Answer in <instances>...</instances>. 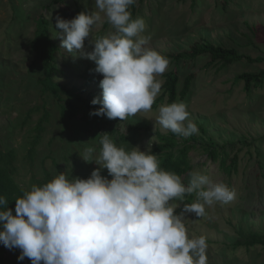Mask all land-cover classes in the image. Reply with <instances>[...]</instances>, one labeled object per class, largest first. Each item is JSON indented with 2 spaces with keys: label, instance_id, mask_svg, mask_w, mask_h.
Segmentation results:
<instances>
[{
  "label": "rangeland",
  "instance_id": "1",
  "mask_svg": "<svg viewBox=\"0 0 264 264\" xmlns=\"http://www.w3.org/2000/svg\"><path fill=\"white\" fill-rule=\"evenodd\" d=\"M53 1L0 0V153L4 155L11 151L16 156L14 179L29 191L33 184L43 183L50 173L54 178L58 171L52 158L62 168L60 172L89 178L99 166L95 162H85L79 152L87 146L86 143L98 150L99 136L103 133H108L118 146H124L126 150L133 147H139L141 151L150 149L159 161L160 153L155 151L159 136L172 133L155 122L158 107L168 101L167 98L160 100L162 89L150 111L137 113L123 121L90 115L76 100L81 109L78 115H87V121L64 119L61 104L53 97L42 95L38 84L41 72L26 49L33 35L32 22L25 26L23 37L18 40L7 32L15 30V25L10 23L15 16L27 21V18H33V14L46 15L47 11L41 5L53 6ZM67 5L64 13L56 9L59 12L48 17L52 21V37L60 45L57 34L61 30L55 27L57 16L71 20L80 12L92 10L94 0H67ZM135 7V18L142 17L146 22L143 34L151 35L150 47L165 57L210 42L215 46L235 48L253 59L264 58V0H136ZM107 24L94 28L93 35L98 37ZM109 31L110 25L104 35ZM9 37L15 40L10 51L4 45ZM90 39L91 36L86 38V50L89 46L94 47L89 45ZM180 66L184 68L181 70V84L191 72L197 74L189 99L183 101L188 106L189 119L199 129L194 134L196 142L193 144L197 145L189 155L193 171L207 174L213 181L224 182L236 192L235 199L228 204L206 206L204 217L186 213L189 237H206L207 264H264V245L251 250L232 249L233 244L242 238L259 236L264 242V86L247 93L244 83L237 81L242 73L264 71V63L243 61L227 67H212L208 57H201ZM173 70L174 62L169 60L167 70L157 77L163 81L162 88L167 74ZM67 76L70 78L65 84L83 90V98L90 101L102 98L101 74L83 67L80 75L68 71ZM43 105L47 106L51 117L35 147L34 158L30 160L29 152L37 135L35 128L44 114ZM28 115H31L30 121L23 123ZM103 118L106 123L101 124ZM112 129L118 134L111 133ZM190 137L181 136L177 141L185 144ZM209 140L217 148L227 147L231 159L238 158L236 169L229 171V162L223 167L220 160L210 159L204 151ZM101 174L108 176L107 169ZM195 200L196 197L193 202ZM176 203V214H180L184 203L189 202ZM13 253L18 259L20 250L15 248ZM21 264H31V260L26 257Z\"/></svg>",
  "mask_w": 264,
  "mask_h": 264
},
{
  "label": "clouds",
  "instance_id": "2",
  "mask_svg": "<svg viewBox=\"0 0 264 264\" xmlns=\"http://www.w3.org/2000/svg\"><path fill=\"white\" fill-rule=\"evenodd\" d=\"M135 3L94 0L88 12L56 18L61 48L93 61L94 72L103 76L102 98L91 101L100 107L90 115L123 121L150 111L161 93L163 81L157 77L169 60L150 47L145 20L132 18ZM105 22L111 31L94 36L93 29ZM90 36L94 47L87 51ZM187 108L183 101L161 104L156 125L178 136L198 133ZM99 137L98 150L86 143L79 152L99 166L89 178L58 172L17 197L14 212L0 196V243L19 249L18 259L27 257L31 264H207L206 237H189L185 214L204 217L206 206L233 201L235 190L199 171L189 173L185 185L180 175L161 168L150 149L126 150L108 133ZM192 194L196 200L176 214V201Z\"/></svg>",
  "mask_w": 264,
  "mask_h": 264
},
{
  "label": "trees",
  "instance_id": "3",
  "mask_svg": "<svg viewBox=\"0 0 264 264\" xmlns=\"http://www.w3.org/2000/svg\"><path fill=\"white\" fill-rule=\"evenodd\" d=\"M53 2V6H51V4L41 5L47 11L46 15L33 14V18L31 20L27 18V21H22L18 16H15L13 20H10V23L15 25V30L8 31L7 35L11 34L13 39L18 40L20 37H23L25 26L32 22L33 35L28 40L26 49L28 53H30V58L32 57L33 64L38 67L41 72L42 78L39 79L38 84L42 95L46 97H53L61 104L62 117L64 119L68 117L71 120L77 119L79 121L86 122L88 118L87 115H78V112L81 111L80 108L85 109L90 113L98 109L100 105H92L90 100L83 98V90L78 89L76 86H71V84H65V82H67L70 78L67 76L68 71H71L72 74L78 76L81 74V69L83 67L90 68L94 71L96 66H94L95 63L93 61L81 58L80 56L75 55L76 53H68L66 50L62 49L61 45L58 44V42L52 37V21L48 18L49 15L58 10L64 13L68 8L67 0H54ZM130 7H133L132 10H129L132 13V18L135 19V4ZM108 28L109 24H107L105 29L100 32L99 36H103L104 32H106ZM15 40L10 39V37L5 40L4 45L9 51L11 50V47L14 46ZM91 50H93V47L89 46L87 51ZM201 57H208L209 65L212 67H227L233 65L234 63H240L243 61H247L252 64L264 63V58L253 59L250 56L240 54L235 48L215 46L210 42L196 44L188 52L171 54L167 57L168 60H172L174 62V70L167 74L166 81L162 88L163 96L160 98L161 101H163L164 98L168 99L167 103L187 101L189 99L197 74L191 72L181 84V70L184 68H182L180 64L183 62L188 63L190 61L195 62ZM183 67H185V65ZM237 81L243 82L245 85V91L247 93H251L252 89H258L264 86V71L259 74L242 73L237 78ZM75 100L81 104L80 108L77 106V102ZM41 109L44 111V114L35 128L37 135L33 140L32 147L29 152L30 160H33L34 158L35 147L38 146L42 134L45 131V125L49 122L51 117L47 106L43 105ZM36 110H39V108ZM30 117L31 115L26 116L23 123L29 122ZM110 120L112 121V119ZM102 123H106L105 118L101 120V124ZM111 133L116 135L118 134L114 129H112ZM190 136L191 140L188 139L185 144H181L177 141V138L181 136L174 133H170L165 136L160 135L159 145L155 149L157 153H160L159 163L161 168L180 175L182 182L185 185L188 184L189 173L193 171L189 155L192 149H194L197 145L193 144L196 142L194 134ZM208 145H205L204 151L208 154L211 160H220L223 167H226L229 162L230 164L227 166V169H230L229 171L236 169L238 158L234 157L231 159L228 154L227 147L217 148L216 144L212 140H209ZM15 159L16 156L13 155L11 151L4 155L0 153V162L2 163L0 167V196L6 198L8 202L7 207L11 208L13 212L15 210V199L22 196L23 193L27 191L14 179V175L16 173V168L14 167ZM52 160L53 163L57 165V171H62L59 163H57L54 158H52ZM51 179L53 178L50 173L49 177L46 178L43 183L41 182L38 185H43ZM195 197V194L186 195L184 202L187 201L192 203ZM258 237L259 236L248 237L245 239L242 238L233 244L232 249L235 251L238 249L251 250L258 245H264V242ZM14 249H8L3 245V243H0V264H21V260L14 258Z\"/></svg>",
  "mask_w": 264,
  "mask_h": 264
}]
</instances>
